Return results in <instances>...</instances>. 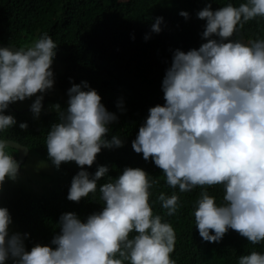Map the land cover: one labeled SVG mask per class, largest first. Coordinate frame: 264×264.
<instances>
[{"label":"clouds","instance_id":"obj_1","mask_svg":"<svg viewBox=\"0 0 264 264\" xmlns=\"http://www.w3.org/2000/svg\"><path fill=\"white\" fill-rule=\"evenodd\" d=\"M179 14L189 17L185 10ZM197 16L206 21L201 33L205 42L188 51L174 50L161 85L165 102L148 109L132 148L145 160L151 158L166 183L180 192L197 186L223 188L221 202L201 187L193 204L203 240L219 242L232 229L256 244L264 240V38L245 42L233 36L249 20L264 17V0L227 3L215 10L209 3ZM162 21V16L155 17L151 31L159 33ZM57 47L47 32L26 47H0V132L17 123L5 112L12 103L35 96L25 109L35 117L50 112L40 114L46 106L44 93L54 86L51 66ZM67 93L66 108L52 105L58 120L45 143L56 168L70 161L80 166L67 194L79 202L96 193L98 181L109 171L107 165H97L90 173L83 166L92 168L102 147H121L124 140L106 137L118 117L87 81L73 83ZM27 126L19 124L21 129ZM10 140L0 137V188L6 179L18 178L26 160L20 166L9 151L12 141H18ZM156 183L143 168L126 166L100 184V211L84 220L75 212L61 214L59 232L50 244L36 243L30 250L24 243L27 233L10 232L11 214L0 206V264L9 259L12 264H176L170 255L175 229L154 214L149 201ZM157 199L168 216L180 207L175 191L160 192ZM238 264H264V253L240 255Z\"/></svg>","mask_w":264,"mask_h":264},{"label":"trees","instance_id":"obj_2","mask_svg":"<svg viewBox=\"0 0 264 264\" xmlns=\"http://www.w3.org/2000/svg\"><path fill=\"white\" fill-rule=\"evenodd\" d=\"M241 2L243 0H0V43L26 47L47 32L57 43L54 59L63 66V72L60 70L63 76L73 83L87 81L101 95L106 109L117 115L106 137L111 139L112 135H118L124 140L121 147H102L92 168L83 166L90 173L95 172L97 165H107L109 171L98 181L96 193H90L79 202L67 198L71 179L80 170L75 161L62 162L59 170L50 175V184L38 193L5 180L0 188V206L9 209L14 226L10 228L22 235L27 233L24 237L27 250L36 243L50 244L59 232L61 214L75 212L84 220L89 214L100 211L103 207L100 184L131 166L143 168L158 180L150 189L149 201L154 214L161 215L175 229V248L170 255L176 264H238L240 255L253 250L264 253V240L253 244L232 229L219 242L203 240L195 227L193 204L201 187L207 188L209 194L221 202L223 188L197 186L188 192L171 188L163 170L151 158L145 160L142 153H136L131 144L148 109L165 102L161 85L174 50L188 51L205 42L201 33L206 21L198 18L197 12L209 3L215 10L227 3L238 6ZM181 10L189 13L187 19L179 14ZM157 16L163 17L159 33L151 31ZM233 38L244 41L264 38V17L246 22ZM47 103H59L61 108L67 106L61 94L48 98ZM16 106L10 104L5 112L14 115L17 123L0 132V137L17 140L28 146L29 153L38 152L50 159L45 140L51 125L58 120L56 109L52 107L50 112L35 117L30 114L31 110ZM21 122H26L27 128L21 129ZM9 151L17 159L18 151L11 147ZM174 191L180 197V207L176 214L168 216L157 197L160 192L171 195ZM7 264H12V260Z\"/></svg>","mask_w":264,"mask_h":264},{"label":"rangeland","instance_id":"obj_3","mask_svg":"<svg viewBox=\"0 0 264 264\" xmlns=\"http://www.w3.org/2000/svg\"><path fill=\"white\" fill-rule=\"evenodd\" d=\"M245 42H247V40H245ZM55 60L56 59H54V62L51 66L54 73V86L51 90H48L44 93V100L42 102L46 103V106L45 108L41 109L40 114L52 109V104L47 103L48 98H52L55 97V95L61 94L62 97L65 98V101L67 102L68 100L67 89L70 88L71 85L73 84L72 79L63 76L64 74L62 73L63 66L59 64L61 67L60 68ZM60 70H62V72H60ZM59 75H62L63 77H58ZM34 99L35 96L31 98H26L24 101H17L14 104L17 105L16 107L21 108L23 110L25 108H30V105ZM59 168H56L52 164L51 160L47 159L44 155L38 152H30L26 158L24 166H22V171H20L18 178L16 180H10V181L12 184L18 186L20 185L28 191L38 193L42 189H44L47 185L50 184L51 181L50 175L57 172ZM11 226L14 227L13 225ZM14 231L15 230H12L10 228V232H14Z\"/></svg>","mask_w":264,"mask_h":264},{"label":"water","instance_id":"obj_4","mask_svg":"<svg viewBox=\"0 0 264 264\" xmlns=\"http://www.w3.org/2000/svg\"><path fill=\"white\" fill-rule=\"evenodd\" d=\"M7 46L14 47V48L19 47L16 44L0 43V47H7ZM10 146L18 150L19 155H18V160L17 161L19 162V164L21 166V164L24 162V160L26 158V155L28 154L27 147L24 146V145H21L18 142H15V141H12V143L10 144Z\"/></svg>","mask_w":264,"mask_h":264}]
</instances>
